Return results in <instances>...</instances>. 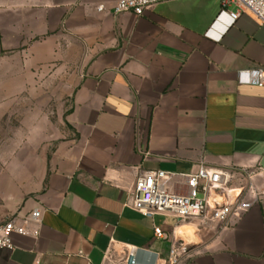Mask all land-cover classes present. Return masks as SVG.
<instances>
[{
  "label": "crops",
  "instance_id": "0c3cea01",
  "mask_svg": "<svg viewBox=\"0 0 264 264\" xmlns=\"http://www.w3.org/2000/svg\"><path fill=\"white\" fill-rule=\"evenodd\" d=\"M115 2L0 0V121L29 108L0 140V222L43 210L38 236L14 234L0 264H124L132 246L136 264H158L170 241L154 228L185 224L197 241L179 264H264V202L228 227L131 206L147 171L186 193L201 163L264 166V86L247 81L264 68V25L220 0L142 16L114 14ZM53 107L63 130L42 147Z\"/></svg>",
  "mask_w": 264,
  "mask_h": 264
},
{
  "label": "built area",
  "instance_id": "2783aa9c",
  "mask_svg": "<svg viewBox=\"0 0 264 264\" xmlns=\"http://www.w3.org/2000/svg\"><path fill=\"white\" fill-rule=\"evenodd\" d=\"M165 1L169 0H116L113 13L133 12L142 16L147 10ZM220 3L221 9L234 20L247 14L259 25H264V0H220ZM96 9L103 12L105 5L99 4ZM248 73L252 75L247 80L249 83L264 86V68ZM184 177L187 192L175 193L163 185V181L168 178L167 172L156 170L139 175L134 184L132 208L148 217L156 214L170 215L178 223L197 220L202 226L213 224L228 227L255 204L264 202V166L260 163L233 168L229 173L201 163L196 172L184 174ZM233 181H238V185L233 186ZM42 216L43 210L36 208L20 218V221L19 214L1 221L0 249L14 248V234L38 236ZM154 232L158 238L170 241L167 258L158 264H179L189 254V244L175 236L174 232L169 235L160 226H156ZM137 251V247H129L124 264H136Z\"/></svg>",
  "mask_w": 264,
  "mask_h": 264
},
{
  "label": "rangeland",
  "instance_id": "374dc122",
  "mask_svg": "<svg viewBox=\"0 0 264 264\" xmlns=\"http://www.w3.org/2000/svg\"><path fill=\"white\" fill-rule=\"evenodd\" d=\"M28 109L29 108L26 107L25 110H21V112L15 113V115L13 116L7 115L2 121H0V140L2 138H4L5 140H9V138L12 137L13 129H18L19 126L21 127L23 126L24 124L23 115L28 112ZM47 110L48 111L50 110L48 114L51 115V119H52V124H51L52 137H49V133H48V136L46 138H42L38 140V145L42 147L49 142H55L56 136H58L63 130V124L60 121V111L54 107L51 109L47 108ZM194 236H195V233H194ZM193 240L197 241V237L195 236ZM185 241L187 242V244H189V246H191V242H194V241H191V239L188 237L185 238Z\"/></svg>",
  "mask_w": 264,
  "mask_h": 264
},
{
  "label": "bare ground",
  "instance_id": "6f19581e",
  "mask_svg": "<svg viewBox=\"0 0 264 264\" xmlns=\"http://www.w3.org/2000/svg\"><path fill=\"white\" fill-rule=\"evenodd\" d=\"M187 226H189V225H183V226H181V227H179L178 228V230H177V234L179 235V236H182L183 238H186V237H188V238H190L191 239V241H194L193 239H194V232H193V230H191V228H186ZM186 228V229H185ZM177 235V236H178ZM195 242V241H194Z\"/></svg>",
  "mask_w": 264,
  "mask_h": 264
}]
</instances>
